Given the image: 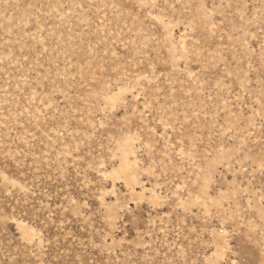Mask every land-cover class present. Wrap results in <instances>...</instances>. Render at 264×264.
<instances>
[{
	"label": "rangeland",
	"instance_id": "rangeland-1",
	"mask_svg": "<svg viewBox=\"0 0 264 264\" xmlns=\"http://www.w3.org/2000/svg\"><path fill=\"white\" fill-rule=\"evenodd\" d=\"M0 264H264V0H0Z\"/></svg>",
	"mask_w": 264,
	"mask_h": 264
},
{
	"label": "bare ground",
	"instance_id": "bare-ground-1",
	"mask_svg": "<svg viewBox=\"0 0 264 264\" xmlns=\"http://www.w3.org/2000/svg\"><path fill=\"white\" fill-rule=\"evenodd\" d=\"M126 146H127V148H129L128 144ZM133 169H134V166L129 161V154L126 153L125 156L121 160L119 168L117 170H115V174L119 173V174H122V175L124 174L127 177H130L131 173L133 172Z\"/></svg>",
	"mask_w": 264,
	"mask_h": 264
}]
</instances>
